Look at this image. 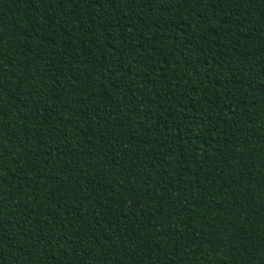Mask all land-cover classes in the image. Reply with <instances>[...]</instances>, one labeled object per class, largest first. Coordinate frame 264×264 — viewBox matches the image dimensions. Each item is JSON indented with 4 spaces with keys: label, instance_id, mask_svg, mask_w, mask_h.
<instances>
[{
    "label": "trees",
    "instance_id": "obj_1",
    "mask_svg": "<svg viewBox=\"0 0 264 264\" xmlns=\"http://www.w3.org/2000/svg\"><path fill=\"white\" fill-rule=\"evenodd\" d=\"M0 264H264V0H0Z\"/></svg>",
    "mask_w": 264,
    "mask_h": 264
}]
</instances>
